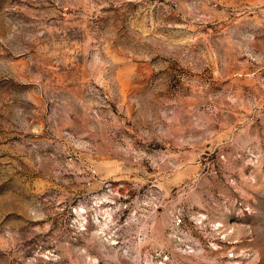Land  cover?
I'll list each match as a JSON object with an SVG mask.
<instances>
[{"label": "rangeland", "instance_id": "1", "mask_svg": "<svg viewBox=\"0 0 264 264\" xmlns=\"http://www.w3.org/2000/svg\"><path fill=\"white\" fill-rule=\"evenodd\" d=\"M0 264H264V0H0Z\"/></svg>", "mask_w": 264, "mask_h": 264}, {"label": "built area", "instance_id": "2", "mask_svg": "<svg viewBox=\"0 0 264 264\" xmlns=\"http://www.w3.org/2000/svg\"><path fill=\"white\" fill-rule=\"evenodd\" d=\"M178 221H179V223L181 222L180 219H179ZM228 257H229V258H233V257H234V254L231 252V253L228 254Z\"/></svg>", "mask_w": 264, "mask_h": 264}]
</instances>
